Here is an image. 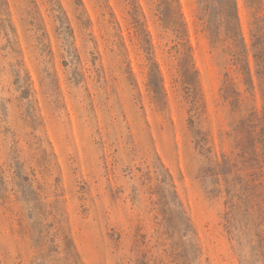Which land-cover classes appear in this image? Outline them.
<instances>
[{"label":"rangeland","instance_id":"374dc122","mask_svg":"<svg viewBox=\"0 0 264 264\" xmlns=\"http://www.w3.org/2000/svg\"><path fill=\"white\" fill-rule=\"evenodd\" d=\"M234 2L255 82L230 73L241 111L200 0H0V264H172L177 242L191 264H260L225 223L256 187L264 227L240 125L262 112L264 0Z\"/></svg>","mask_w":264,"mask_h":264},{"label":"trees","instance_id":"16d2710c","mask_svg":"<svg viewBox=\"0 0 264 264\" xmlns=\"http://www.w3.org/2000/svg\"><path fill=\"white\" fill-rule=\"evenodd\" d=\"M200 4L203 6L202 10L205 16L208 17L207 31L213 48L217 50L219 46L226 45L222 51L227 56V60L224 62L222 99L233 110L241 111L245 106L246 98L237 91L230 73L232 72L236 79L240 80L245 94L255 91V82L249 66L248 51L240 35L235 2L234 0H200ZM212 11L216 12L214 16ZM251 50L257 80L256 87L261 93L263 105L260 117L255 110H251L250 114L240 122L249 147L245 151L243 149V153L249 152L247 154L250 157H255L257 160L261 158L264 161V43L261 38H255ZM224 184H228L226 180H224ZM215 185H220L218 179L215 181ZM255 189L256 187H253L252 193L246 195L242 201L240 199L238 203H234L232 198L225 203V205H229L225 223L229 233L236 230L234 226L236 224L244 235L251 238V250L255 253L258 262L264 264V227L261 222L253 223L252 211L254 210L251 204L255 196ZM178 215L183 217L182 213H178ZM197 256L198 251L194 245L185 246V244L177 242L173 250L172 264H191L192 261L197 260Z\"/></svg>","mask_w":264,"mask_h":264}]
</instances>
